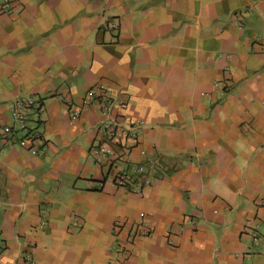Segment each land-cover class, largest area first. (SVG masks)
<instances>
[{"label":"crops","instance_id":"0c3cea01","mask_svg":"<svg viewBox=\"0 0 264 264\" xmlns=\"http://www.w3.org/2000/svg\"><path fill=\"white\" fill-rule=\"evenodd\" d=\"M8 4L0 127L39 106L0 132V264H264V0ZM93 86L138 127L112 162Z\"/></svg>","mask_w":264,"mask_h":264},{"label":"built area","instance_id":"2783aa9c","mask_svg":"<svg viewBox=\"0 0 264 264\" xmlns=\"http://www.w3.org/2000/svg\"><path fill=\"white\" fill-rule=\"evenodd\" d=\"M105 92L106 91L104 90L103 86H93L89 88L85 92L81 104L70 105L68 111L72 118H76L80 114L82 108L88 109L93 103H98L102 106V112L103 114L106 113L107 116L101 122L98 128L100 132L101 143L99 146H94L91 152L96 157H101L103 154H106L107 160L109 162H112L114 156L116 155L114 150L115 148L112 146V142H118L122 138L125 140L136 141L139 136V131L138 127L131 121L124 120L123 117H120L122 115H115V113H113L114 102L112 101V99L108 98L105 95ZM38 106L39 104L37 103V100H35V98L31 95L21 97L11 102L9 109L13 124L1 126L0 132L4 135H7L18 131L24 134V139H26L30 143H33L38 137L35 128H33L31 125L30 112L32 111V109H35V107ZM118 106L123 107L124 104L121 102L118 103ZM41 110L42 107H39L38 111L40 112ZM42 150L43 148H41V151ZM33 152L35 153V150H33ZM126 152L127 153L124 159L129 162L130 154L127 150ZM136 171L141 172L142 168H138V170ZM132 180H134L133 177ZM110 183L113 186H123L126 184V180H124L123 178H119V180L116 181L113 177L111 178ZM140 190L141 185L140 187L138 186L135 192H139ZM119 225H121V223L116 222L115 226ZM25 256L26 261L29 264H34L33 260H31L29 256H27V254H25Z\"/></svg>","mask_w":264,"mask_h":264},{"label":"rangeland","instance_id":"374dc122","mask_svg":"<svg viewBox=\"0 0 264 264\" xmlns=\"http://www.w3.org/2000/svg\"><path fill=\"white\" fill-rule=\"evenodd\" d=\"M1 1L3 3L4 10H6L9 7L8 0L7 1L6 0H1ZM31 125H33V124L31 123Z\"/></svg>","mask_w":264,"mask_h":264},{"label":"trees","instance_id":"16d2710c","mask_svg":"<svg viewBox=\"0 0 264 264\" xmlns=\"http://www.w3.org/2000/svg\"><path fill=\"white\" fill-rule=\"evenodd\" d=\"M20 133L21 134V139L24 138V134H22L21 132L16 131V134Z\"/></svg>","mask_w":264,"mask_h":264}]
</instances>
